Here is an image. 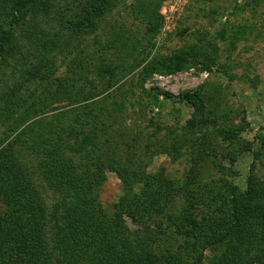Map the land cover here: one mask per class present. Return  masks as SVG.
Instances as JSON below:
<instances>
[{
	"label": "rangeland",
	"instance_id": "374dc122",
	"mask_svg": "<svg viewBox=\"0 0 264 264\" xmlns=\"http://www.w3.org/2000/svg\"><path fill=\"white\" fill-rule=\"evenodd\" d=\"M112 1L99 25L84 33L72 28L82 10L78 0H51L58 13L50 23L41 13L33 16L43 34L39 39L24 36L23 54L10 58L17 68L0 69V154L5 150L19 160L51 204L60 195L45 177L42 155L20 131L37 122L35 131L53 136L80 173L90 169L107 142L103 159L126 166L134 193L144 185L140 172L183 188L170 198L164 215L123 217L129 239L152 237L177 253L187 244L177 216L188 198L200 192L203 211L221 210L212 199L229 185L246 190L251 176L264 184V0ZM48 41L57 50L40 45ZM178 54L189 56L187 68L142 80V70L155 57ZM38 68L49 77L42 78ZM149 89L173 97L160 95L157 105L148 97ZM197 89L203 96L199 109L179 98ZM6 103L22 109L5 117ZM31 106L38 115L28 110ZM99 107L111 108L109 114H101ZM196 117L203 122L186 126ZM230 128L239 130L236 142L220 132ZM102 175L95 191L113 217L126 186L110 166ZM222 247L206 248L199 264H213ZM186 254L189 263L197 255Z\"/></svg>",
	"mask_w": 264,
	"mask_h": 264
},
{
	"label": "trees",
	"instance_id": "16d2710c",
	"mask_svg": "<svg viewBox=\"0 0 264 264\" xmlns=\"http://www.w3.org/2000/svg\"><path fill=\"white\" fill-rule=\"evenodd\" d=\"M81 4L80 17L72 22L75 33L88 32L99 25L113 1L84 0ZM37 13L50 23L51 16L58 11L51 0H0V69L17 68L10 58L23 54L25 47L21 39L24 36L39 39L37 35L43 34V30L37 29L42 27L37 25L36 28L32 22ZM40 45L47 46L49 51L58 48L54 41ZM185 56L155 57L142 70V80L155 73L171 75L184 70L189 63V56ZM37 72L42 78L49 77L41 68ZM147 95L157 105L162 102L160 95L173 97L170 92L160 93L155 89L147 90ZM179 98L199 109L203 96L197 89ZM19 100L25 101L24 98ZM4 109V116L10 117L22 106L6 103ZM27 109L33 116L38 115V108ZM108 109L111 108L99 107L104 116L109 114ZM99 122L104 125L103 120ZM201 122L203 119L196 117L186 126L194 128ZM36 123L27 124L20 134L28 135V146L42 155L40 165L45 177L50 188L60 196L48 204L25 166L5 150L0 154V202L4 205L0 211V264H199L206 248L220 246L222 250L213 264H264V184L260 185L254 176L249 178L246 190L229 185L226 192L213 197L212 201H218L221 210L203 211L199 203H204L205 199L200 192L188 198V204L177 216L180 222L177 228L186 236L187 244L180 245L179 251L174 253L159 246L158 240L150 236L148 240L147 237L129 239L123 217L141 220L153 214L164 215L168 201L181 188L176 190L163 176L164 180L140 172L139 179L144 185L134 193L126 166L114 158L103 159L108 156L107 142L90 169L87 167L80 173L73 159L67 158L63 148H59L61 144L54 143L53 136L35 131ZM220 132L230 142H236L239 137L237 129H220ZM106 166L118 172L126 186L125 195L115 204L113 217L106 214L95 191V183L102 181ZM188 250L197 254L194 258L190 255L193 258L190 263Z\"/></svg>",
	"mask_w": 264,
	"mask_h": 264
},
{
	"label": "built area",
	"instance_id": "2783aa9c",
	"mask_svg": "<svg viewBox=\"0 0 264 264\" xmlns=\"http://www.w3.org/2000/svg\"><path fill=\"white\" fill-rule=\"evenodd\" d=\"M163 13H165V10L163 11Z\"/></svg>",
	"mask_w": 264,
	"mask_h": 264
}]
</instances>
